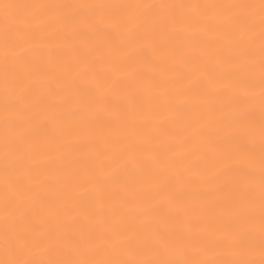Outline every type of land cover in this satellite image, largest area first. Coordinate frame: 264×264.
Instances as JSON below:
<instances>
[{"label":"snow or ice","instance_id":"obj_1","mask_svg":"<svg viewBox=\"0 0 264 264\" xmlns=\"http://www.w3.org/2000/svg\"><path fill=\"white\" fill-rule=\"evenodd\" d=\"M0 264H264V0H0Z\"/></svg>","mask_w":264,"mask_h":264}]
</instances>
